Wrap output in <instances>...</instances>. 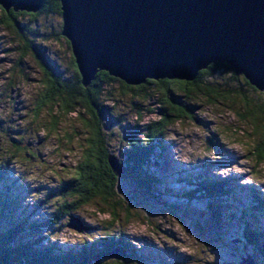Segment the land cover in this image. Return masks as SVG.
I'll list each match as a JSON object with an SVG mask.
<instances>
[{
    "label": "rangeland",
    "instance_id": "374dc122",
    "mask_svg": "<svg viewBox=\"0 0 264 264\" xmlns=\"http://www.w3.org/2000/svg\"><path fill=\"white\" fill-rule=\"evenodd\" d=\"M20 23L38 34H28L38 57L73 82V55L61 36V15L48 10L37 20L27 17ZM22 44L16 33L0 28V192L14 204L0 221L3 229L12 222L52 218L65 202L59 188L74 177L88 135L89 116L81 107L69 115L47 109L34 118L42 72L36 57L20 60ZM243 79H234L229 70L220 68L212 78L204 77L197 92L175 91L177 102L188 105L190 113L168 129L160 143L163 152L157 148L145 168L160 181L154 196L120 178L113 200L97 198L71 214L87 230L69 229L67 215L38 234L25 233L22 240L44 237L47 246L73 251L89 248L106 236L130 243L135 257L120 262L106 257L103 264H241L247 255L255 264H264V161H259L257 151L264 136V112L256 109L263 106L264 94L246 86ZM157 87L148 86L140 97L119 84L105 88L99 107L107 108V114L101 115L112 140L110 153L121 160L132 149L125 132L139 129V135L133 136L141 140L144 126L161 118L159 100L164 97ZM135 104L143 110L139 112ZM248 111L259 113L248 115ZM199 176L229 178L239 189L233 186L236 192L215 201L189 200L188 183ZM213 202L221 213L220 224L209 215ZM245 226L262 232L263 248L248 245L242 234Z\"/></svg>",
    "mask_w": 264,
    "mask_h": 264
},
{
    "label": "water",
    "instance_id": "95a60500",
    "mask_svg": "<svg viewBox=\"0 0 264 264\" xmlns=\"http://www.w3.org/2000/svg\"><path fill=\"white\" fill-rule=\"evenodd\" d=\"M43 5L0 0L6 13L38 14ZM60 10L61 36L84 88L100 72L138 87L147 81L193 82L209 66L227 64L264 94V0H60ZM108 160L116 177L125 174L116 157ZM67 227L87 230L72 215ZM126 254L118 247L103 258ZM246 257L241 264H255Z\"/></svg>",
    "mask_w": 264,
    "mask_h": 264
},
{
    "label": "trees",
    "instance_id": "16d2710c",
    "mask_svg": "<svg viewBox=\"0 0 264 264\" xmlns=\"http://www.w3.org/2000/svg\"><path fill=\"white\" fill-rule=\"evenodd\" d=\"M48 10L54 11L57 15H61L60 0H44L42 10L38 14L27 13H6L1 9L2 19H0V28H7L11 32L16 33L23 44L20 49V60L31 55L36 57L37 65L42 72L40 81V91L37 97L34 118L39 116L47 109L54 112V108L59 111L56 113L69 115L75 113L77 107L86 109L89 116L86 119L85 128L88 135L84 139V147L82 150L81 160L75 168L74 177L68 182L61 184L59 195L64 198L65 202L54 212L51 219H46L43 222L21 220L14 224L13 222L3 229L0 226V264H103V256L109 254L115 248L121 247L127 252V257L115 258L114 261L120 262L131 258L134 254L131 253L130 243L126 244L122 239H113L106 236L95 242L91 247H83L78 251L62 250L53 245H45L44 237L34 238L32 240H22V236L31 232L38 234L40 230L46 226H55L65 216H69L78 211L84 206L90 204L94 199L101 198L103 201L113 200L116 196V183L120 178L128 180L136 189L149 195L158 190L160 181L153 175L148 174L145 168L152 163V157L155 150L162 153L163 147L161 141L165 138L166 132L182 117H187L190 113L189 106L184 103L177 102L175 91H179L185 95L197 92L204 77L212 78L216 71L220 68H226L230 71L234 79H238L241 75L235 74L233 69L227 64H213L208 69L201 71L198 74L197 80L194 82L178 81V80H162V81H147L145 85L138 87H130L123 82L110 77L105 72L97 74L91 85L84 89L81 86L80 75L72 58V67L74 70V81H66L61 76L56 74L48 67L37 55L35 42L29 39V35H38L32 29L21 26L20 20L30 18L37 20L43 13ZM68 48L70 44L67 41ZM20 48V47H19ZM18 48V49H19ZM244 78V77H243ZM246 86L253 89L249 83L243 79ZM111 84H119L122 89L127 92H133L136 96H143L142 92L150 85L160 87V91L164 100H159L161 108H159V120L145 125L143 139L137 140L133 135L137 132H125V142L132 146L126 159L121 160L119 157L110 153L112 140L108 138V130L106 120L101 113L107 114V108L103 105L99 107L100 99L104 98L105 88ZM157 87V88H158ZM158 90V91H159ZM136 93V94H135ZM263 95V93H261ZM264 103V95L262 97ZM57 103V104H55ZM101 105V104H100ZM138 105V104H137ZM138 111L143 110L141 106H137ZM53 106V108H52ZM249 104H247V109ZM256 109L264 112L263 106H258ZM82 112V111H81ZM150 114L155 113V110H149ZM79 113V112H78ZM85 114V112H83ZM259 112H249L248 115H254ZM140 116V113L138 114ZM108 120V119H107ZM54 125L53 127H56ZM139 127V126H138ZM139 135V134H138ZM157 140V143H156ZM259 161H264V136L257 145ZM114 156L119 160V163L124 167L125 174L121 177H116L109 166L108 158ZM229 178H212L210 176L198 177L189 181L191 189L187 191L186 197L189 200L198 201H215L217 199L226 198L233 192H236L232 187L235 183L230 182ZM234 188L239 189V186ZM156 192V191H155ZM0 192V221L5 216V212L11 211L14 204H10ZM258 195H255L254 199ZM68 200H72L71 203ZM14 203V201L12 202ZM2 206V207H1ZM210 217L214 224H220L221 213L219 208H215L214 202L210 204ZM258 229V228H254ZM261 231L250 230L248 227L242 230L244 239L251 247L263 248V238ZM99 258H101L99 260ZM111 261V258H107ZM114 259V258H112ZM136 261V260H135Z\"/></svg>",
    "mask_w": 264,
    "mask_h": 264
},
{
    "label": "bare ground",
    "instance_id": "6f19581e",
    "mask_svg": "<svg viewBox=\"0 0 264 264\" xmlns=\"http://www.w3.org/2000/svg\"><path fill=\"white\" fill-rule=\"evenodd\" d=\"M93 82V81H92Z\"/></svg>",
    "mask_w": 264,
    "mask_h": 264
}]
</instances>
